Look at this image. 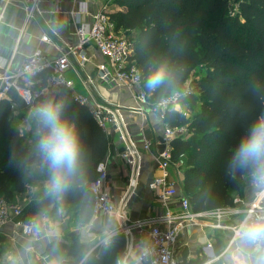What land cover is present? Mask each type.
Here are the masks:
<instances>
[{"label":"trees","instance_id":"16d2710c","mask_svg":"<svg viewBox=\"0 0 264 264\" xmlns=\"http://www.w3.org/2000/svg\"><path fill=\"white\" fill-rule=\"evenodd\" d=\"M119 10L109 13L116 32L133 34L131 57L143 72L154 59L186 63L184 84L191 92L180 103L191 112L189 118L175 111L163 119L170 126H187L185 137L172 141V157H183L182 194L193 212L230 205L232 194L242 189L251 168H230V149L246 133L252 122L264 116V0H240L233 16L226 0H112ZM46 92L37 102L63 101L64 117L74 122L82 139L79 173L59 194L30 206L23 219L49 214V204L58 198V209L68 211L77 205L78 221L92 216L89 183L96 165L104 158L107 138L84 106L73 101L65 87L51 89L42 75ZM33 80V79H32ZM144 90V88H143ZM145 91V90H144ZM155 103V97H149ZM11 111L0 101V197L9 200L34 186L40 173L51 180L50 169L37 151L22 144L19 132L9 123ZM52 241L48 255L61 257L60 264H117L125 248L123 235L112 238L111 245L98 246L86 256L87 246ZM219 250V249H218ZM218 252V251H217Z\"/></svg>","mask_w":264,"mask_h":264},{"label":"crops","instance_id":"0c3cea01","mask_svg":"<svg viewBox=\"0 0 264 264\" xmlns=\"http://www.w3.org/2000/svg\"><path fill=\"white\" fill-rule=\"evenodd\" d=\"M105 1L108 0H62L56 12L49 0H40L39 10L28 18L26 9L29 0H0V71L12 70L20 66L35 51H40L50 58H56L65 53L67 47L75 46L78 42L75 35L76 24L70 13H82L80 14L81 23L89 25L99 5ZM109 4L110 12L119 10L112 0ZM43 36H47L48 41H43ZM84 50L89 61L80 66L72 59L70 67L65 72L66 78L73 84V92L91 97L96 101H107L122 108L120 116L127 123L131 140L141 158L138 178L132 184V191L127 194L130 186L129 169L124 161L117 157L123 149L122 143L113 129L104 132L107 138V149L102 161L106 164L112 200L117 205L120 201L122 202L121 212L130 222L163 213L164 209L157 203L147 186L157 171L153 166L150 153L142 150V147L146 140L154 143L160 139L165 125L164 120L154 119L151 111L147 109L142 116L129 113L128 111L138 108L130 89L122 85L111 86L100 82L97 78V66L106 63V60L91 44L86 45ZM86 76L93 80L92 85L84 83ZM41 80L38 77L23 83L33 93L42 95L46 92V87L40 86ZM1 100H6L9 104L11 111L9 123L19 132L22 144L28 150L37 151L36 144L39 140L37 125L34 120L29 119V114L18 95L11 90L5 98H0ZM187 109L185 104L179 103L175 112L187 114L184 111ZM153 149L154 147L150 151L152 152ZM172 175H175L173 170ZM181 175L182 170L176 176L180 194H182ZM32 187L30 192L26 190L21 194L13 192L8 201L20 206L24 212L30 206L54 194L50 191V180L45 179L42 173ZM256 193L253 187L245 183L242 189L235 191L232 196H240L249 201ZM57 203L58 198H55L54 202L49 204L51 212L48 215L43 214L38 223L34 217L29 219L36 225V232L31 237L22 235L11 223L0 227V264H12L10 257L22 260L23 264H39L40 261L60 264L63 260L61 257L46 253V248L52 241L68 243L75 238L74 241L87 246L86 256L98 246L111 245L112 239L105 245L100 242L111 229L116 227L119 219L92 215L87 223L82 224L78 221L76 204H72L69 210L65 211L58 209ZM206 222V220H200L197 225L186 227L178 235L175 247L177 264H232V261L241 253L240 239L237 240L236 245L225 252L230 232L212 229L205 225ZM123 238L125 248L117 264H140L136 262V255L146 245V238L133 232L131 251L120 261L128 248V240L124 235ZM208 243L211 244V248L206 246Z\"/></svg>","mask_w":264,"mask_h":264},{"label":"built area","instance_id":"2783aa9c","mask_svg":"<svg viewBox=\"0 0 264 264\" xmlns=\"http://www.w3.org/2000/svg\"><path fill=\"white\" fill-rule=\"evenodd\" d=\"M54 10L57 12L62 0H49ZM230 5L229 15L233 16L240 0H226ZM40 0H29L27 5V17H31L39 9ZM110 0L99 5V8L91 24H83L80 21V14L71 12V16L76 24L75 35L78 42L75 46L67 47L65 53L56 58H50L40 51L33 52L20 66L10 70L0 71V98H5L9 91H14L23 103L27 113L39 103L38 93H33L23 81L32 80L42 75L45 76L46 86L51 89L65 87L71 91L74 102L84 106L98 126L107 132L113 129L121 141L123 149L117 157L124 161L129 169V185H132L138 178L140 168V154L135 144L131 140L127 123L120 116V108L107 101H96L95 99L73 92V84L65 76V72L70 67L72 59L78 65H83L89 61L84 48L91 44L98 53L106 60L97 66V78L100 82L111 86H126L130 89L134 101L138 108L128 111L142 116L146 109H150L155 103L149 101L142 88L141 76L138 69L133 64L131 57L134 53V42L120 32L114 30L112 22L109 20ZM43 41H48L47 36L42 37ZM93 80L86 76L84 83L92 85ZM190 88V87H189ZM186 95L191 89L184 88ZM179 103L175 104L177 109ZM13 107V104H11ZM179 111V110H178ZM185 117V113L179 112ZM186 118V117H185ZM188 134L187 126H170L165 123L162 135L154 143L146 140L142 150L148 151L152 158V163L157 171L148 183V189L152 192L157 203L164 209L163 213L147 216L135 221H127L121 210L123 204L117 205L112 200L109 191V176L106 164L101 161L96 165L95 177L88 185V190L92 195V215L103 217H113L119 219L116 227L111 229L100 244H107L114 236L123 234L128 240V248L124 254L126 256L131 251L132 234L145 237L147 242L136 255V262L140 264H177L176 243L177 237L188 226L197 225L198 221L206 220V226L216 230L230 232V238L225 247V252L236 245L240 238V227L242 221L249 215L264 213V187L254 182L253 175H250L247 184L253 187L257 193L249 201L240 196H233L230 205L214 210L193 212L190 210L188 199L178 191L177 175L182 170L183 157L179 156L178 161L172 157V141L185 137ZM154 147L151 152V148ZM172 170L175 175H172ZM32 186L27 185L26 191L30 192ZM43 219V217H42ZM11 223L22 235L31 237L36 232V225L32 220L23 219V209L12 201L0 197V227ZM105 241H108L105 243ZM211 248V244L206 245ZM39 264H48L40 261ZM125 264V263H122Z\"/></svg>","mask_w":264,"mask_h":264},{"label":"clouds","instance_id":"9594fccd","mask_svg":"<svg viewBox=\"0 0 264 264\" xmlns=\"http://www.w3.org/2000/svg\"><path fill=\"white\" fill-rule=\"evenodd\" d=\"M142 72L146 96L156 98L151 114L158 121L164 119L186 96L187 64L154 59ZM64 107L63 101L46 100L29 113L39 134L36 150L50 169V191L54 194L62 193L79 173L83 151L80 131L64 117ZM230 156V168H251L254 182L264 187V116L251 123L230 149ZM240 238L241 253L232 264H264V213L249 215L242 221ZM9 259L12 264H23L15 257Z\"/></svg>","mask_w":264,"mask_h":264},{"label":"rangeland","instance_id":"374dc122","mask_svg":"<svg viewBox=\"0 0 264 264\" xmlns=\"http://www.w3.org/2000/svg\"><path fill=\"white\" fill-rule=\"evenodd\" d=\"M127 38L131 39L132 35L131 34H128V35H125ZM190 82V81H189ZM189 82L187 81L185 84H184V88H188L189 90L191 88H189ZM185 112H187V114L185 115L186 118H189L191 116V112L187 110H184Z\"/></svg>","mask_w":264,"mask_h":264},{"label":"water","instance_id":"95a60500","mask_svg":"<svg viewBox=\"0 0 264 264\" xmlns=\"http://www.w3.org/2000/svg\"><path fill=\"white\" fill-rule=\"evenodd\" d=\"M132 188H133L132 185H130L128 188L127 194H129L132 191ZM123 256L124 255L121 256L120 261L122 260Z\"/></svg>","mask_w":264,"mask_h":264}]
</instances>
